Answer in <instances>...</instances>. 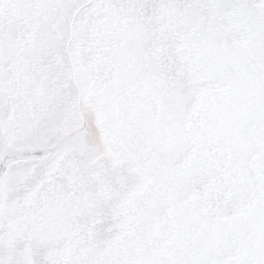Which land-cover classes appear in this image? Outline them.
Here are the masks:
<instances>
[{"label":"snow or ice","instance_id":"snow-or-ice-1","mask_svg":"<svg viewBox=\"0 0 264 264\" xmlns=\"http://www.w3.org/2000/svg\"><path fill=\"white\" fill-rule=\"evenodd\" d=\"M0 264H264V0H0Z\"/></svg>","mask_w":264,"mask_h":264}]
</instances>
